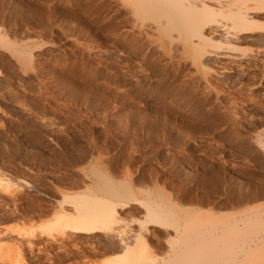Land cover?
Returning <instances> with one entry per match:
<instances>
[{
    "label": "rangeland",
    "instance_id": "374dc122",
    "mask_svg": "<svg viewBox=\"0 0 264 264\" xmlns=\"http://www.w3.org/2000/svg\"><path fill=\"white\" fill-rule=\"evenodd\" d=\"M116 5L114 0H0L1 38L13 46L0 45V78L7 79L10 91L3 98L0 96V255L17 260V264L119 261L121 249L115 236L111 245L112 241L107 242L109 238L103 232L91 237L81 234L75 240L46 229L62 201L60 195L83 190L82 168L88 171L92 160L110 165L118 180L128 170L127 180L130 178L133 185H138L134 187L143 191L155 182L156 187L152 186L162 189L156 191H163L161 194L166 200L180 202L178 207L184 209L190 206L191 210L209 211L211 203L209 212L214 208L215 213L224 212L220 215L234 213L243 208L240 202L243 199L239 200L243 194L245 204V198L250 196L247 205L258 206L264 202V193L260 192H264L263 155L249 140V143L241 139L242 142H231L226 137L233 118L226 107L230 106V100L224 99L228 96L222 98L219 94L226 103L218 102L220 96L202 91L196 84L197 77L187 76L186 71H191L187 63H168L166 45L157 42L148 45L144 36L135 38L129 34L130 21ZM259 46L256 41H246L241 47L244 53L256 54ZM21 47L31 52V60L25 64L13 54L14 49ZM234 66L227 71L235 77L231 83L234 81L236 100L231 104L236 106L238 116L251 122L250 128H245L249 130L242 133L264 134V114L257 113L260 111L257 104L261 102L258 100L264 96V72L250 67L237 79V73L241 72ZM183 76L191 82H185ZM180 80L187 88L179 86L182 93H178ZM197 85L200 90L195 94ZM192 87L198 89L193 91ZM188 88L195 96L188 93ZM173 91L180 95L171 96ZM183 92L189 95L184 96ZM177 98L186 99L191 103L187 102L190 108L178 107ZM207 169L212 170V177ZM212 173L218 176V181ZM238 189L242 192L235 195ZM256 190L261 200L253 194ZM139 195L145 198L144 193ZM231 195L239 200L236 206L242 205L240 209L235 207L237 200ZM218 202L224 204L220 206ZM132 205L126 212L122 211L128 225L122 224L124 221L118 225L127 226L124 229L130 227L126 231L122 229L123 232L136 229L138 223L133 219L144 216L139 205ZM131 208L130 222L128 215L132 213L127 212ZM117 226L115 230H121ZM157 228L148 227L147 241L154 258L161 260L168 253L169 243L164 229ZM54 236L55 240H51Z\"/></svg>",
    "mask_w": 264,
    "mask_h": 264
},
{
    "label": "bare ground",
    "instance_id": "6f19581e",
    "mask_svg": "<svg viewBox=\"0 0 264 264\" xmlns=\"http://www.w3.org/2000/svg\"><path fill=\"white\" fill-rule=\"evenodd\" d=\"M114 1L117 4L116 6H119L122 9V11H124L123 13L125 14V17L130 21V24H129L130 27H128L130 31L129 34L131 33L133 37L136 36L135 38L137 37L139 38L141 35H142L141 37L144 36V38H146V40L149 41L147 42L148 45L150 44L153 45L156 42L162 45H166L168 47V63H173L174 61L187 63V65L190 66L188 68H191V71L190 70L186 71L187 76H189L190 78L193 76H196L197 78L195 79H196V82L198 83L196 82L195 83L199 84L201 88H203V90L201 89L202 91L207 90L209 92H213L215 96L218 95L216 97H219L220 95L222 96V98L224 95L228 96L227 98H224V99L229 98L230 102L229 103L227 102V103L228 105L230 104V106H226L227 104L225 106L228 107V110L232 112L231 114L233 115V118L231 119L232 126L229 130V133H227V136H226L227 139H229L231 142L232 141L236 142V140H240V139L245 140V142H248L249 140L250 142H252L253 146H255L261 152V154L263 155L262 158L264 159V134L258 131H257L258 133L257 132L252 133L251 131H249L250 135L248 136L245 134L246 135L245 136L242 133L244 130H247V131L249 130L245 128H250L249 125L251 124V122L247 121L245 118L241 116H238L239 113L237 112L236 106L233 105L234 103L231 104V101L233 102V100H236L234 99L235 98L234 96H236V94H234V92L236 91H234L233 89L234 81L233 83H231L232 78L234 79L235 77H233L232 75L229 76L230 75L228 74L229 72L227 73L228 70H232L231 68H233L232 66L234 65H235L234 66L235 69L241 72L239 74V72L237 73V71L234 70L237 73L236 78L237 77L239 78L238 75L244 74L245 69L248 70L250 67L252 68L254 67L257 70L262 69V71L264 72V60L259 59V58L264 59V0H114ZM246 41L247 42L248 41L258 42V44H260L259 47L261 49L259 50V47H258V50H255L256 54L244 53L242 51L241 46H242V43L244 42L246 43ZM135 42L136 41H134L133 43ZM137 44L136 45L134 44L136 48L138 47ZM0 45L6 48L13 47L11 44H9V42L6 43L5 40L1 38V34H0ZM26 48L21 47L20 49L18 48V49L13 50V54L16 53L19 59L24 61V64L26 63L25 61L31 60L29 59L31 58L30 57L31 52L26 50ZM141 56H143V58L145 57L144 54H142ZM143 58L141 57V59ZM145 59L147 60V56ZM187 76H183V77L186 79L188 78ZM185 79L183 81H185ZM237 79H235V81H237ZM182 80H180L181 83L183 82ZM192 80H193L192 83L194 86V79L192 78ZM188 81L191 82L190 79ZM188 81L186 79L185 82H188ZM177 84H178V93H179L183 91V90L180 91V89H182V86L184 87V85L183 83L182 85H180V83L178 82ZM0 85H1L0 86V96L3 98L4 94L8 95V93L10 92V91L8 92L7 90L8 88L7 79L6 78H3V80L1 79ZM179 86H181V88ZM196 87H199V86L197 85ZM185 88L186 87H184V89ZM195 88L192 87L191 89L193 90ZM191 89L190 91H188V93H191L192 91ZM199 90H200V87L198 91L193 90L195 91L193 93L197 94L196 92H199ZM170 92L172 93V90ZM176 92L173 91L174 95L171 94V96L175 97L176 95L178 96L180 95ZM14 95H15V92H14ZM185 95H189V94L185 93L184 96ZM221 96L218 102L223 100L221 99ZM262 98H261L262 100H258L261 102L260 104H257L258 106L257 105L256 106L258 110H260L257 113L261 112L264 114V96L263 95H262ZM177 99L179 103L178 107L181 106L184 108L187 106L188 101H186V99H182V98H177ZM192 101L190 100V102ZM225 101L223 103H226ZM253 102L255 103V101ZM190 104L191 103H189L188 105ZM187 107L185 109H187ZM242 112L244 114V111ZM262 123H263L262 125L264 126V119ZM231 124H229V126ZM262 125L260 126L262 127ZM241 140L240 142H242ZM205 142L207 143V141ZM263 159H262V163H264ZM80 160L78 162H80ZM109 166L107 167V165L105 163H102L100 160H92V162L89 165L88 171H85L84 169L85 167L82 168L83 170L82 169L81 170L84 174V176L82 175L84 177L83 190L81 189L82 190L81 192L74 193V194L64 193L60 195L62 196L61 197L62 201L59 202L60 204L57 205V208L55 207L57 209V211L55 209V217H53V220L51 219L52 222H50V224L48 223L49 225L46 226L48 227L46 229H49V231L53 230L52 232H57L58 235H60L61 237H64L65 239H75L81 234L87 235V236L90 235L91 237L93 234L103 232L104 234H106V237L109 238L110 240L109 241L107 239L108 240L107 242L112 241L110 243L111 245H113V241L115 240L113 238L117 237L116 243H118L119 248L121 249L119 250L121 253L119 261L112 260L105 264H264V202L263 204L259 203L260 205L258 206L252 205L253 206L252 207L251 205H247L248 198L250 197V196L249 197L247 196L248 198H245L247 199L246 204H245L243 193H245L246 191H244L242 193L243 195H241L242 198L240 197L241 198L240 199L238 197L239 200L243 199L242 201H240V202H243V208L241 207L240 209V206L242 205H238L239 207L236 206L239 200L235 198L236 197L235 195H237L239 192H242L241 190L239 191V189L243 190L244 188H239L238 192L234 195L235 197L231 195L233 199L235 198L237 200L236 203L234 201H231V202H234L235 207H237V209L239 208L240 210L236 212L234 211V213L230 212L229 214L220 215L221 211H218L219 214L218 212L215 213L214 208L212 212H209L211 203L208 206L209 211H205V210L200 211L201 209L191 210L192 207L190 206H189L190 209H184V208H181V206L178 207L177 204H179L180 202L179 203L177 202L176 204L174 202H170L166 200L162 196L163 194H161L163 191L161 193L158 191L160 190L158 186L157 187L159 189L156 188L158 189L156 191V189L152 186L154 185L156 187L155 182L154 184L150 186L152 190L154 189L157 192L156 196L153 195L155 191L152 193V190H150L151 189L150 186L148 187L149 189H147L145 186L147 190L144 187H142L144 188V191L141 189H138L140 187L138 188L136 187L137 188L136 189L134 186H138V185L136 184L133 185L130 182L131 181L130 178L127 180L129 174L125 172H127L128 170L124 171L125 170L124 169L123 170L124 177L121 176L122 177L121 180L120 179L118 180L116 179V176H114L113 171L109 169ZM80 167H82V165ZM207 171L209 172L208 169ZM211 171L209 172L210 175L208 174L210 177H212ZM213 172H214V169H213ZM212 175H214V173H212ZM215 175L214 177L217 180L218 176H215ZM217 175L219 174L217 173ZM219 177H221V175ZM227 177L225 179H229ZM222 178H220L219 181H221ZM231 180L232 179L230 178V180L228 181L231 182ZM226 184L228 185V183ZM256 191H257L255 192L256 194L253 193L255 196L259 194V191L258 190ZM260 192L264 193L262 191ZM140 193L145 194L144 199H141V197H139ZM262 196H264V194ZM259 197L258 199L261 200L262 197L260 198ZM232 198L230 200H232ZM263 199L264 198H262V200ZM225 202L226 201H224V203ZM250 203H253V202L251 201ZM132 204L139 205V208H142L144 216L142 218H139V217L137 218L136 217L137 215L134 213L133 217L134 218L136 217V218L133 220H135L138 223L137 228L136 229L131 228V230H129L128 232H123L122 229H124L127 226L123 225V228H121L120 227L121 225L119 223L124 221V217H126L125 216L126 214H123L124 210L126 212V210L129 207H131ZM218 204L220 206L223 205L220 202H218ZM244 204L247 206H251V207L247 208L246 206H244ZM205 206H207V204ZM130 210L131 212H127V214L132 213V208ZM134 212H136V210ZM222 214H224V212ZM131 215H133V213L128 215L130 222L132 219ZM139 215L141 214H138V216ZM125 219L127 221V218ZM124 223L125 221L122 224ZM116 226L118 228L120 227L122 231L117 228H116L117 230H115ZM149 226H152L155 229L156 227H158L157 228L158 230L159 228L161 230L164 229L163 231L165 232L164 233L166 235L165 237L167 239V242L169 243L168 253L161 260H157L156 258L158 257L154 258L155 255L153 256L150 245L147 241V238H148L147 232H150L148 230ZM128 228L130 229V227ZM128 228L126 229L128 230ZM126 229H124V231H126ZM117 231L118 233H116ZM124 233L126 234L124 235ZM159 234L160 232L157 233L158 236ZM161 234H162V231H161ZM157 235H156V239L158 238ZM53 239L55 240V236L52 237L51 240ZM62 243L63 242L61 243L59 242L60 245H62ZM64 250L66 252V249ZM81 250L83 249H80V251ZM83 253H84V250H83ZM81 254L82 253H80V255ZM72 256H73V253H72ZM83 258L86 259V256L84 255ZM80 260H82V258ZM85 263L86 262L82 264H85ZM0 264H17V260L14 261L10 257L7 258L6 255H0Z\"/></svg>",
    "mask_w": 264,
    "mask_h": 264
}]
</instances>
